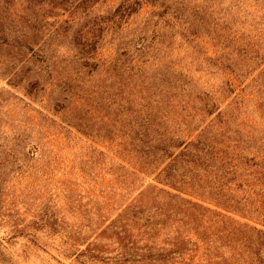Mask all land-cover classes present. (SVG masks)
I'll use <instances>...</instances> for the list:
<instances>
[{"label":"rangeland","instance_id":"obj_1","mask_svg":"<svg viewBox=\"0 0 264 264\" xmlns=\"http://www.w3.org/2000/svg\"><path fill=\"white\" fill-rule=\"evenodd\" d=\"M82 1L0 0V264H264V0Z\"/></svg>","mask_w":264,"mask_h":264},{"label":"trees","instance_id":"obj_2","mask_svg":"<svg viewBox=\"0 0 264 264\" xmlns=\"http://www.w3.org/2000/svg\"><path fill=\"white\" fill-rule=\"evenodd\" d=\"M38 3H41V4H43L44 2H48L49 3V5H51L52 6V9L53 8H56L57 6H59V5H63V4H65V2H66V0H36ZM88 0H83L82 2H79L78 3V5L76 6V7H78V6H81L82 4H85L86 2H87ZM8 2L10 3L11 2V0L9 1L8 0ZM74 2H76V1H74ZM94 2H97V0H94ZM36 4V3H35ZM125 4V5H124ZM123 5V8H121L118 12H120V11H122L121 13H119L120 14V17H124V15L125 14H129V11L131 12V11H133L134 9H135V6H136V4H139V2H138V0H125V3H124ZM197 37V36H196ZM77 42L82 46V47H85V49H86V47L87 46H91L92 45V43H90V41L87 39L86 41H80V39H77ZM92 46H95V44H93ZM84 49V50H85ZM88 54H89V51H88Z\"/></svg>","mask_w":264,"mask_h":264}]
</instances>
